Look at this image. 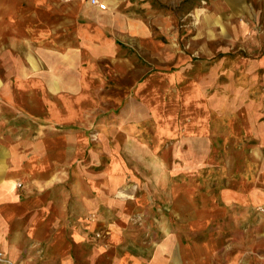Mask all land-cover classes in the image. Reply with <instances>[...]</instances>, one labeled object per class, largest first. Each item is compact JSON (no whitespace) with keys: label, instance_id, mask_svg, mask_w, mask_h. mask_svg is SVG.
<instances>
[{"label":"crops","instance_id":"crops-1","mask_svg":"<svg viewBox=\"0 0 264 264\" xmlns=\"http://www.w3.org/2000/svg\"><path fill=\"white\" fill-rule=\"evenodd\" d=\"M99 1L104 9L90 0H0V250L19 264H233L217 254L223 240L174 237L170 227L204 229L226 207H264V68L251 84L245 76L255 68L242 71L247 82L233 98L204 97L193 80L187 124L162 106L153 114L147 76L172 50L153 26L168 36L169 16L153 0ZM110 113L118 151L106 175ZM213 165L224 172L216 182L224 180L226 207L217 210L201 184L214 180L202 172ZM126 166L139 177H123ZM138 213L150 216L158 240L139 239L141 226L129 221ZM104 227L106 241L95 236ZM256 230L234 246L256 250L264 264V217Z\"/></svg>","mask_w":264,"mask_h":264},{"label":"rangeland","instance_id":"rangeland-1","mask_svg":"<svg viewBox=\"0 0 264 264\" xmlns=\"http://www.w3.org/2000/svg\"><path fill=\"white\" fill-rule=\"evenodd\" d=\"M153 4L154 9H161L169 16L168 36H161L157 28L153 26L154 39L162 40L164 44L168 43L170 50L172 49L167 65L159 67L160 64H157L154 58L150 74L147 76L153 79L152 91L147 93L153 101L151 111L153 114L159 112L162 106L164 112L174 113V116L187 124L191 120L194 106L193 102L186 101L184 96L187 89L192 92L194 82L198 83L204 97L211 94L224 97L230 94L229 98H233L235 91L240 90L241 85L247 82L241 81V77H244L240 75L242 71L255 68L253 74L250 72L249 76H245L249 80L247 84L256 81L262 74L261 68H264L262 65L264 64V0H153ZM141 59L138 58V65L144 64ZM145 63L148 65L147 62ZM166 79L169 81L174 79L169 82V87L163 84ZM105 92L106 99L110 100L105 105L106 110L112 111V106H116V103L112 102V87L106 86ZM124 95L122 91L120 97L125 98ZM111 113L103 117L106 132L101 135L104 148L100 149L101 159H103V165L100 168L104 167L106 175L107 170H111L115 151H118L116 148L118 144L114 140L117 134L108 130L112 125ZM147 121V124L144 122L141 127L149 128L155 124L153 119ZM137 131L141 130L138 128ZM147 131L152 130L147 129ZM137 136L148 142L153 138V134L143 132ZM172 140L170 139L169 142ZM136 168L138 170L143 167ZM208 168L202 167V172L206 171L205 177H212L214 180L207 179L204 184L201 182L202 187L205 186L203 189L207 190L206 201H210L211 207L215 210L223 209L226 205L222 204L223 202L219 199L218 187H224V180L216 182L217 177H224L223 169L213 165L209 169L214 170L215 173L209 175ZM78 169L79 167L73 166L74 177ZM122 170L123 177H139L134 167L126 166L122 167ZM174 173L173 171L170 177H179ZM148 176L152 177V175ZM186 177H192V174ZM190 182L187 181V184H192ZM170 183L173 184V181ZM121 196L126 197L127 195ZM239 207L240 205H233L230 208L226 207L224 213L213 214V221L204 229L193 230L187 222L182 226L174 220L170 227V236L185 239L223 240L222 244L217 247L218 255H223L226 251L228 261H232L233 264H245L246 258L242 255L247 253L249 257L247 264H259L262 259L256 250L241 252L240 248L235 247L234 244L241 238L257 236V221L258 217H264V207L254 206L248 211H241ZM150 215L154 216L152 213ZM95 217L96 215L91 213L84 219L91 221ZM149 217H146L144 213H138L129 218L133 225L141 226L139 239L145 242L156 241L160 238L151 226L152 219H148ZM170 218L174 219L171 215ZM95 236L106 241L109 231L104 227L97 231Z\"/></svg>","mask_w":264,"mask_h":264},{"label":"built area","instance_id":"built-area-1","mask_svg":"<svg viewBox=\"0 0 264 264\" xmlns=\"http://www.w3.org/2000/svg\"><path fill=\"white\" fill-rule=\"evenodd\" d=\"M90 2L94 5H97L98 8L104 9L105 4L103 2H100L99 0H90ZM263 210V209H262ZM0 264H19V262L14 261L7 256L4 255V253L0 250Z\"/></svg>","mask_w":264,"mask_h":264},{"label":"bare ground","instance_id":"bare-ground-1","mask_svg":"<svg viewBox=\"0 0 264 264\" xmlns=\"http://www.w3.org/2000/svg\"><path fill=\"white\" fill-rule=\"evenodd\" d=\"M84 7V6H83ZM87 7H89V6H87ZM87 7H84V8H87ZM91 8V7H90ZM90 10V9H89Z\"/></svg>","mask_w":264,"mask_h":264}]
</instances>
